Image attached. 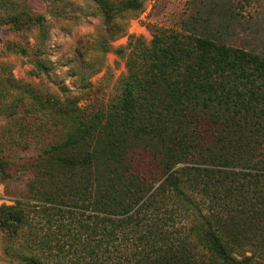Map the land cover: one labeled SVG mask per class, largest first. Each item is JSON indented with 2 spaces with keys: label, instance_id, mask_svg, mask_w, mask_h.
<instances>
[{
  "label": "trees",
  "instance_id": "obj_1",
  "mask_svg": "<svg viewBox=\"0 0 264 264\" xmlns=\"http://www.w3.org/2000/svg\"><path fill=\"white\" fill-rule=\"evenodd\" d=\"M94 1L109 18L142 4ZM189 23L192 38L141 45L95 113L75 98L44 100L54 127L0 204L5 254L22 264H264V54ZM0 175L11 179L2 162ZM36 249L42 259L23 252Z\"/></svg>",
  "mask_w": 264,
  "mask_h": 264
},
{
  "label": "rangeland",
  "instance_id": "obj_2",
  "mask_svg": "<svg viewBox=\"0 0 264 264\" xmlns=\"http://www.w3.org/2000/svg\"><path fill=\"white\" fill-rule=\"evenodd\" d=\"M195 20L228 46L264 54V0H142L111 18L94 0H0V163L11 177L0 175V204L12 203L46 125L54 127L46 98H75L95 113L118 94L141 45L154 34L192 38ZM5 242L0 232V264H22L4 253ZM23 252L43 258L39 249Z\"/></svg>",
  "mask_w": 264,
  "mask_h": 264
}]
</instances>
